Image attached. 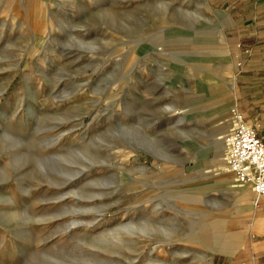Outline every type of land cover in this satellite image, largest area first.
<instances>
[{
  "label": "rangeland",
  "instance_id": "1",
  "mask_svg": "<svg viewBox=\"0 0 264 264\" xmlns=\"http://www.w3.org/2000/svg\"><path fill=\"white\" fill-rule=\"evenodd\" d=\"M233 1L0 0V264H227L246 245L255 195L216 182Z\"/></svg>",
  "mask_w": 264,
  "mask_h": 264
},
{
  "label": "crops",
  "instance_id": "2",
  "mask_svg": "<svg viewBox=\"0 0 264 264\" xmlns=\"http://www.w3.org/2000/svg\"><path fill=\"white\" fill-rule=\"evenodd\" d=\"M234 1L229 2V10L241 12L234 19L235 108L264 142V0ZM255 205L258 214L249 240L228 257L227 264H264V197L255 196ZM238 240L230 248L237 246Z\"/></svg>",
  "mask_w": 264,
  "mask_h": 264
},
{
  "label": "built area",
  "instance_id": "3",
  "mask_svg": "<svg viewBox=\"0 0 264 264\" xmlns=\"http://www.w3.org/2000/svg\"><path fill=\"white\" fill-rule=\"evenodd\" d=\"M230 127L222 136L223 161L236 184L264 197V142L237 109L229 112Z\"/></svg>",
  "mask_w": 264,
  "mask_h": 264
},
{
  "label": "bare ground",
  "instance_id": "4",
  "mask_svg": "<svg viewBox=\"0 0 264 264\" xmlns=\"http://www.w3.org/2000/svg\"><path fill=\"white\" fill-rule=\"evenodd\" d=\"M220 145L221 146V148H222V142H219L218 141V143H217V141H216V143H215V145ZM224 162V161H223ZM221 163V162H220ZM225 166H221V168H219L220 170H223V172H221L218 176H217V179H216V182H218V183H220V184H224L225 185V187H227V189H230V190H234V189H236V194L238 195V199L240 200V201H245V203H247L246 202V200H247V198H248V193L246 192V186H244V185H239V184H236L235 182H233L232 180H228V175H230V174H228V173H224V171H225ZM231 183H233V185L235 186V187H237V188H234L232 185H231ZM242 187V188H241ZM244 187V188H243Z\"/></svg>",
  "mask_w": 264,
  "mask_h": 264
}]
</instances>
